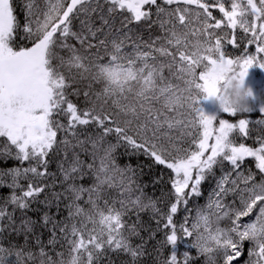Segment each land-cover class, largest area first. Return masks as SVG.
<instances>
[{"label": "snow or ice", "instance_id": "snow-or-ice-1", "mask_svg": "<svg viewBox=\"0 0 264 264\" xmlns=\"http://www.w3.org/2000/svg\"><path fill=\"white\" fill-rule=\"evenodd\" d=\"M24 9L0 0V264H264V115L193 98L264 69V0ZM145 168L170 190L150 195Z\"/></svg>", "mask_w": 264, "mask_h": 264}, {"label": "trees", "instance_id": "trees-1", "mask_svg": "<svg viewBox=\"0 0 264 264\" xmlns=\"http://www.w3.org/2000/svg\"><path fill=\"white\" fill-rule=\"evenodd\" d=\"M25 2H26V0H14V8L16 10V14L18 16V19L21 22H23V14H24V10H25L24 9ZM41 4H42V0H41ZM214 14L217 15L218 17L220 15L218 13V11L214 12ZM153 32L158 34L156 29H153ZM147 35H148L147 32H145V38H147ZM250 71L251 72L255 71V73L258 74V79H256V77H253V79H252V81H253L252 84H255L254 87H255V89H256L255 91H257V93L252 97V99L250 101L253 104V106H252L253 111L248 113V116L251 119L255 120V119H259L262 115H264V114H262L259 111L260 106L264 105V93H262L259 90H257V85L260 83V80L264 81V78H262L261 75H260V72L264 73V69H261V68H259L257 66H253ZM73 99H75V98H73ZM82 100H83V98L81 97V100L78 101V102H82ZM201 103H202V100L200 101V105L202 107ZM217 112H218L217 116H224L223 118H228V119L232 120L233 122L236 119V118L228 117L227 114L222 113V111H220L219 109H218ZM248 143L251 144L252 141L249 140ZM123 152H124L123 148H120V149L117 150V161L121 165H124V164L129 163V162H131L133 165H135L137 162L143 163V159L136 158V157L130 158V157L126 156V155H123ZM11 163L12 162H9L8 166H11ZM162 171H163V169H160V168L153 169V170H149L148 168H145L146 175L144 176V180L148 184V187L146 188V191L150 195H152L154 197H160L162 195V193L168 192L170 190V185L167 183V177L166 176H165V182L164 183L156 184V185H153L151 183V181L154 178V176L157 173H160ZM211 185H212V181L211 180H209L208 182H206L203 185V190L205 192V196L203 198H194L192 201H190V204H189L190 208L194 207L197 204H204L205 203V200H206V197H207V193H208ZM3 191L5 193H7L8 189L5 188V189H3ZM183 215H184V213H183V211H181L179 213V215L176 217V219L179 221ZM144 219H145V221H148V216L145 215ZM152 226L155 227L154 223L152 224ZM145 235H147V234L145 233ZM159 238H162V233L158 234L157 239H159ZM154 243H155V241H152L150 243L149 247L151 248L152 244H154ZM20 244H23V241H22V239H20L17 236H11L10 238L4 240V245L5 246H13V245H20ZM177 247H178V251L179 252L190 250L188 248V246L186 245V243H184V242L178 243ZM190 251H192V254H193V262H192V264H203V258L202 257L196 258V254H195V250L194 249H191ZM149 264H151V261H149Z\"/></svg>", "mask_w": 264, "mask_h": 264}, {"label": "clouds", "instance_id": "clouds-1", "mask_svg": "<svg viewBox=\"0 0 264 264\" xmlns=\"http://www.w3.org/2000/svg\"><path fill=\"white\" fill-rule=\"evenodd\" d=\"M241 71L239 68L227 66L218 74L210 93L200 90L193 93V98L212 101L220 111L225 108L238 113L250 110L253 92Z\"/></svg>", "mask_w": 264, "mask_h": 264}, {"label": "rangeland", "instance_id": "rangeland-1", "mask_svg": "<svg viewBox=\"0 0 264 264\" xmlns=\"http://www.w3.org/2000/svg\"><path fill=\"white\" fill-rule=\"evenodd\" d=\"M250 70H251V68L249 69L248 75L246 76V84L248 86H250V88H251V90L253 92V96H254L257 93V91H255L256 90L255 87H254L255 84H252V82H253L252 79H253V77H256V79H258V74L255 73V71L251 72ZM260 75H261L262 78H264V73L260 72ZM257 90H259L260 92L264 93V81L263 80H260V83L257 85ZM201 104H202V108L204 109V111L207 114L217 115L218 107L216 106V104L214 102L207 101V100H202ZM252 106H253V104L251 103V108H252Z\"/></svg>", "mask_w": 264, "mask_h": 264}]
</instances>
